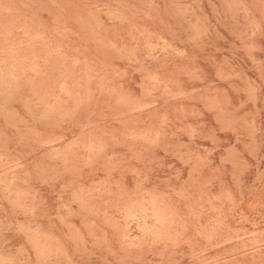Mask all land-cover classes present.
I'll use <instances>...</instances> for the list:
<instances>
[{"label": "rangeland", "instance_id": "rangeland-1", "mask_svg": "<svg viewBox=\"0 0 264 264\" xmlns=\"http://www.w3.org/2000/svg\"><path fill=\"white\" fill-rule=\"evenodd\" d=\"M262 10L259 0H0V148L43 145L44 160L77 162L69 172L46 166L39 176L10 175L15 197L50 209L69 190L58 180L88 190L138 172L145 157L126 136L151 114H133L132 104L144 77L159 74L194 85L186 90L202 97L195 110L206 131L183 145L212 153L230 174L203 199L173 210L178 225L169 236L151 231L159 217L138 199L117 217L131 223L126 235L111 221L100 230L85 218L57 221L45 241L53 260L264 264V113H244L253 131L241 140L226 122L217 131L211 107L217 93L246 99L264 79V40L245 35L259 32ZM202 30L209 35L197 39ZM190 50L198 55L186 61Z\"/></svg>", "mask_w": 264, "mask_h": 264}, {"label": "clouds", "instance_id": "clouds-1", "mask_svg": "<svg viewBox=\"0 0 264 264\" xmlns=\"http://www.w3.org/2000/svg\"><path fill=\"white\" fill-rule=\"evenodd\" d=\"M192 2L198 4L199 0ZM259 3L264 8V0H259ZM259 24L258 33L250 29L245 34L248 41H254V38L264 40V10ZM208 35L207 30H202L197 39ZM259 50L264 52V46ZM197 55V51L190 50L185 60ZM132 71L135 75V69ZM144 81L142 94L134 101L131 110L133 114H151V119L126 136V144L145 157V163L137 162L139 171L135 174L116 173L107 185L88 190L67 178L58 180L69 190L64 193L58 207L49 209L30 196L15 197L8 177L30 172L39 176L46 166H59L64 172H69L77 167V162L63 156L44 160L43 145L0 148V264H88L64 254L53 260L52 253L45 247L48 232L58 227L57 221L62 225L70 218H85L90 229L100 230L101 225L111 221L126 235L131 223L124 221L121 224L117 217L127 201L134 199L144 200L159 217L152 232L172 235L178 225L173 217L174 209L187 201L201 200L228 182L230 174L223 165L214 163L212 153L202 152L191 142L183 145L185 136L195 141L203 138L206 131L200 112L195 110L202 97L186 90L194 85L187 81L178 83L176 76L164 74L144 77ZM211 107L214 119L218 121L217 131H223L220 124L226 122L229 130L244 140L253 131L244 113H264V79L246 90V99L217 93ZM261 128L264 131V123ZM177 145H183L185 150L182 154L178 153ZM48 147L54 151L50 145ZM149 160L151 163L147 162ZM177 161L180 167L176 166ZM130 219L135 222V218ZM111 264L127 262L113 260Z\"/></svg>", "mask_w": 264, "mask_h": 264}]
</instances>
